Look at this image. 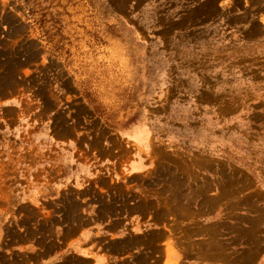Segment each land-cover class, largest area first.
Masks as SVG:
<instances>
[{
    "label": "rangeland",
    "instance_id": "obj_1",
    "mask_svg": "<svg viewBox=\"0 0 264 264\" xmlns=\"http://www.w3.org/2000/svg\"><path fill=\"white\" fill-rule=\"evenodd\" d=\"M76 242L264 264V0H0V264Z\"/></svg>",
    "mask_w": 264,
    "mask_h": 264
},
{
    "label": "crops",
    "instance_id": "obj_2",
    "mask_svg": "<svg viewBox=\"0 0 264 264\" xmlns=\"http://www.w3.org/2000/svg\"><path fill=\"white\" fill-rule=\"evenodd\" d=\"M89 235H86V233L83 235V240H81L83 243L88 241ZM99 247H96L94 244L89 242L88 245H82L80 246V243L76 242L72 244L69 249L67 250L68 253H79L83 257L87 259H94L95 264H104L107 260L105 255L99 252ZM56 260L48 259L44 260L43 264H52Z\"/></svg>",
    "mask_w": 264,
    "mask_h": 264
},
{
    "label": "bare ground",
    "instance_id": "obj_3",
    "mask_svg": "<svg viewBox=\"0 0 264 264\" xmlns=\"http://www.w3.org/2000/svg\"><path fill=\"white\" fill-rule=\"evenodd\" d=\"M255 256V255H254Z\"/></svg>",
    "mask_w": 264,
    "mask_h": 264
}]
</instances>
